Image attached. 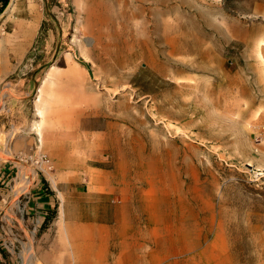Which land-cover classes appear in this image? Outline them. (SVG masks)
<instances>
[{"label": "rangeland", "instance_id": "374dc122", "mask_svg": "<svg viewBox=\"0 0 264 264\" xmlns=\"http://www.w3.org/2000/svg\"><path fill=\"white\" fill-rule=\"evenodd\" d=\"M2 165L0 264H73L87 210L131 264H264V0H9Z\"/></svg>", "mask_w": 264, "mask_h": 264}, {"label": "crops", "instance_id": "0c3cea01", "mask_svg": "<svg viewBox=\"0 0 264 264\" xmlns=\"http://www.w3.org/2000/svg\"><path fill=\"white\" fill-rule=\"evenodd\" d=\"M8 166H0V175L6 174ZM51 188L43 180L36 181L30 189L29 201L36 208L52 210L53 197ZM79 213V212H78ZM63 213L64 223L71 232H82V241L69 244L74 259L73 264H131L137 257L135 250L141 244L126 241L128 236L122 231L124 227L136 225L137 221H127L122 212L97 210ZM48 264V263H45Z\"/></svg>", "mask_w": 264, "mask_h": 264}, {"label": "bare ground", "instance_id": "6f19581e", "mask_svg": "<svg viewBox=\"0 0 264 264\" xmlns=\"http://www.w3.org/2000/svg\"><path fill=\"white\" fill-rule=\"evenodd\" d=\"M140 46V45H139ZM195 51V50H194ZM150 69V68H149ZM66 72L72 76V77H75V70H74V67L69 63L67 64L66 66Z\"/></svg>", "mask_w": 264, "mask_h": 264}, {"label": "trees", "instance_id": "16d2710c", "mask_svg": "<svg viewBox=\"0 0 264 264\" xmlns=\"http://www.w3.org/2000/svg\"><path fill=\"white\" fill-rule=\"evenodd\" d=\"M9 0H0V12H2L4 10V8L7 6Z\"/></svg>", "mask_w": 264, "mask_h": 264}]
</instances>
